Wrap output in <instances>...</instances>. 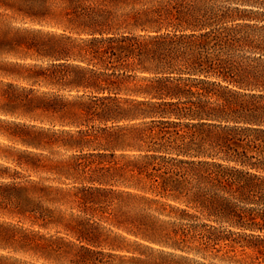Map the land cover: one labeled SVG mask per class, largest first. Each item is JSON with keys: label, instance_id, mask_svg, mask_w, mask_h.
Here are the masks:
<instances>
[{"label": "trees", "instance_id": "1", "mask_svg": "<svg viewBox=\"0 0 264 264\" xmlns=\"http://www.w3.org/2000/svg\"><path fill=\"white\" fill-rule=\"evenodd\" d=\"M2 215L63 234L0 264L264 262V0H0Z\"/></svg>", "mask_w": 264, "mask_h": 264}, {"label": "rangeland", "instance_id": "2", "mask_svg": "<svg viewBox=\"0 0 264 264\" xmlns=\"http://www.w3.org/2000/svg\"><path fill=\"white\" fill-rule=\"evenodd\" d=\"M140 123H142L141 121H139ZM232 123V121L230 122ZM60 153L57 155V156H60L61 154L64 153V150L63 149H60ZM29 172L27 171L26 174H28ZM33 177H36L38 178V174H35V173H32ZM42 175H49L48 173H43ZM2 220H6V221H11L13 223H19L21 225H23L24 227L26 228H30V229H33L35 230V232H39L42 234H45V235H48V234H57V235H62L63 233H57V228L53 227V226H50L48 228H45L41 225H39L38 223L36 222H33L31 219H28V218H19L17 216H10V215H2L0 216ZM259 220V219H257ZM263 233V232H261ZM224 251H221L220 253H218L219 255H222ZM247 254L249 255L248 257V260L250 259V262L252 261V257H254V261H253V264H264L263 262V255L260 253L259 250H256V251H251V250H247ZM1 253H4V254H8L9 252L7 250H3V249H0V254ZM11 254H15L13 252H10ZM14 256H17V257H20L22 259H25L29 262H33V263H38V264H53L51 262H47L44 260V258H37L36 256H31V254H26V253H18V254H15ZM250 256H252L250 258ZM258 257V258H257ZM194 259L197 260V262L201 261V262H205V264H227L226 262H223L221 261L220 259L218 258H214L211 254H208L206 256V258H202V255H196L194 256ZM192 262V261H191ZM194 264V263H192Z\"/></svg>", "mask_w": 264, "mask_h": 264}]
</instances>
